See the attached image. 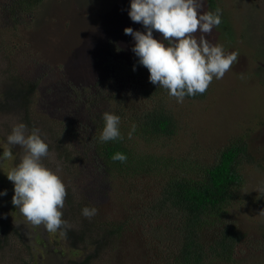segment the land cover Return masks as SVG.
Masks as SVG:
<instances>
[{
  "label": "trees",
  "instance_id": "16d2710c",
  "mask_svg": "<svg viewBox=\"0 0 264 264\" xmlns=\"http://www.w3.org/2000/svg\"><path fill=\"white\" fill-rule=\"evenodd\" d=\"M44 2L2 0L0 17L14 27L20 26L22 19L38 11ZM204 3L207 11L222 10L216 0H203ZM233 25L229 12L222 10V23L213 32L225 50L235 39ZM113 46L104 60L103 78L73 91L77 95L75 102L84 107V119L77 124L42 117L34 109V102L38 104L37 85L32 78L25 80L10 69L0 72V97L14 92L13 100L0 103L1 112L14 104L11 111L18 114L14 126L23 122L29 132L40 129L49 145V154L42 158L46 167L70 174L74 184L83 177L84 165L94 167L95 180L87 190L103 193L111 201L114 194L119 200L130 197L121 200L129 214L127 219L114 217L106 221L91 217L86 222L79 216L84 204L77 200L73 189L66 188L62 218L67 220V226L63 236L71 242L70 249L84 251V261L79 264H92L95 259L109 264L125 234L136 226L149 250L146 264H249L248 257L242 258L241 246H263L264 232L260 241L252 242L241 226L244 214L239 208L252 202L245 193L243 168L264 164V151L260 159L256 158L251 149L252 137L235 136L214 158L201 163L196 150L175 144L189 127L190 116L180 115L176 99L149 82V72L137 64V58L128 60ZM2 47L0 41V53L9 59L8 49ZM14 51L15 48L11 50ZM4 60L2 57L0 64ZM214 88L215 78L203 94L186 96L184 100L203 101ZM104 112L120 116L123 139L99 141ZM133 125L135 131L128 139ZM116 152L125 154L126 161H113L111 157ZM57 174L61 176L59 171ZM162 220L173 223L164 224ZM25 242L20 230L0 222V264H34L35 248ZM10 251L13 257L8 261Z\"/></svg>",
  "mask_w": 264,
  "mask_h": 264
},
{
  "label": "rangeland",
  "instance_id": "374dc122",
  "mask_svg": "<svg viewBox=\"0 0 264 264\" xmlns=\"http://www.w3.org/2000/svg\"><path fill=\"white\" fill-rule=\"evenodd\" d=\"M216 3L224 12H229L234 21L232 30L235 39L228 50H224L237 51L239 55L224 77L215 79L213 92L203 101L186 99L178 103L177 111L182 116H190L191 121L189 127L176 137L175 144L196 150L200 154L201 163H204L214 158L232 137L248 135L252 137V152L260 159L264 151V0H216ZM129 7L130 0H45L38 11L22 19L20 26L14 27L8 19L0 17V41L2 48L8 49L6 54L9 58L5 53H0V59L5 57L0 64V72L10 69L25 80L32 78L37 85L35 98L38 104L34 102V109L42 117L49 121L52 119L77 124L84 119V107L75 102L77 95H73V91L87 88L103 78L104 60L110 56L111 46L115 44L112 48L121 50V55L128 60L137 58L131 51L133 38L125 35L124 29L131 27L133 30L144 31V28L131 21L128 16ZM207 8L204 3L205 12ZM215 35L216 32L212 31L207 38L213 43H219ZM13 48L15 51L12 53ZM17 115L9 109L0 114V152L9 147L4 140L11 133ZM11 150L15 156L24 155V151L16 146H12ZM14 159L9 158L0 164V191L7 190V195L0 197V205L7 203L11 210L14 208V185L6 174L17 165L15 161L18 158ZM82 170L83 177L74 184L73 177L59 169L60 178L66 188L73 189L77 200L84 207L97 208L94 218L106 221L114 217L127 219L129 214L123 209L121 200L130 197L119 200L114 194L111 201L104 198L103 193L97 195L87 190L86 187L94 183L96 169L84 165ZM243 171L246 178L244 192L252 202L239 208L241 214H244L241 226L250 235L252 242L260 241L264 232V164L244 167ZM9 209H0V222L10 223L12 227L20 225L25 239L30 242H25L26 246L37 245L35 239L38 231L31 228L33 225L18 210L14 208V212H11ZM79 216L84 217L82 214ZM84 218L88 222L89 218ZM172 220L175 221V218ZM161 222L169 225L173 223L169 220ZM138 230L140 228L136 226L133 232L125 234L115 259L109 264H146L145 257L149 250L144 246ZM54 239L59 244L58 250L66 255L36 249L34 264H63V258H69L76 264L84 261L83 250L77 252L70 249L73 246L67 239ZM165 246L169 247V244ZM256 248L253 245H242V258L248 257L249 264H264V245ZM23 254L28 257L25 252ZM12 257L10 251L8 261ZM92 264L102 262L95 259Z\"/></svg>",
  "mask_w": 264,
  "mask_h": 264
},
{
  "label": "clouds",
  "instance_id": "9594fccd",
  "mask_svg": "<svg viewBox=\"0 0 264 264\" xmlns=\"http://www.w3.org/2000/svg\"><path fill=\"white\" fill-rule=\"evenodd\" d=\"M128 16L144 28V31L131 27L124 29L125 35L133 38L131 51L138 58L137 64L148 70L151 84L166 89L177 103H182L186 96L203 94L214 78L224 77L239 55L237 51L225 52L221 44L207 38L222 23V10L216 8L205 12L203 0H130ZM135 70L136 65L133 66ZM102 119L104 126L99 135L100 142L123 139L119 115L104 112ZM134 131L133 125L128 139L132 138ZM6 144L9 147L0 152V164L9 158H18L17 165L6 175L14 185V208L33 225L32 229L38 231L35 242L43 243L53 238L42 233L55 234L58 241L66 240L63 235L67 220L62 218L66 186L57 174L59 169L54 171L42 162V158L49 154L46 138L39 128H32L29 132L27 125L19 122L6 137ZM12 146H19L24 151L22 158L13 154ZM111 159L123 163L127 157L116 152ZM6 195V189L0 191V197ZM5 208L9 209L7 203L0 205V209ZM14 208L9 210L14 212ZM96 213L95 206H85L81 210L86 218ZM32 247L35 248L33 254H36L37 245ZM58 249L59 244L53 252L66 255ZM62 261L63 264L74 263L69 258Z\"/></svg>",
  "mask_w": 264,
  "mask_h": 264
},
{
  "label": "flooded vegetation",
  "instance_id": "af4514ba",
  "mask_svg": "<svg viewBox=\"0 0 264 264\" xmlns=\"http://www.w3.org/2000/svg\"><path fill=\"white\" fill-rule=\"evenodd\" d=\"M13 93H14L13 91H9V93H7L6 96L0 97V99H2L0 101V103L2 101L10 102V100H13L12 99ZM13 108H14V104L9 108V110L11 111V110H13ZM1 111H2V109H0V114L2 113ZM12 152H14V151L12 150ZM14 227L17 228V230L21 231V233L23 234V238L25 239L26 236H24V230H22L20 225H15ZM37 247H38V249L43 250V251L50 250L53 252L56 248H58V243L56 242V240L54 238H51L48 241H45L43 243H37Z\"/></svg>",
  "mask_w": 264,
  "mask_h": 264
}]
</instances>
